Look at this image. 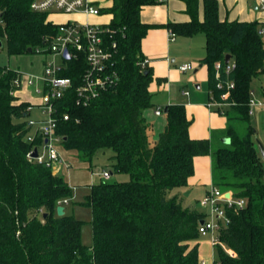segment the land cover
I'll list each match as a JSON object with an SVG mask.
<instances>
[{"label":"trees","instance_id":"obj_1","mask_svg":"<svg viewBox=\"0 0 264 264\" xmlns=\"http://www.w3.org/2000/svg\"><path fill=\"white\" fill-rule=\"evenodd\" d=\"M32 1L0 0V49L8 55L29 53L28 48L34 53L56 31L57 23L47 19V12L32 10ZM164 1L112 0L104 9L111 14L105 38L116 43L117 80L98 98L85 105L75 102L82 54L81 64L67 60L61 72L72 79L57 109L58 117L69 115L56 130L63 148L76 150L86 161L108 149L112 173L128 175L87 186L79 203L91 211L90 246L81 240L82 220L56 213L59 200L72 199L73 187L60 172L27 157L33 145L24 139L29 103L10 94L15 72L0 65V264H199L198 244L191 242L201 237L198 225L205 210L195 203L183 205L180 193H174L187 186L197 155L211 157L213 186L245 199L242 208L227 210L230 222L219 233L218 264H264V164L248 112L250 83L264 73V34L259 32L264 20H220L217 0H203L199 21L197 0H185L191 20L166 26L175 35L204 34L201 62L208 70L209 99L221 101L218 79L234 82L223 112L222 133L229 141L191 138V121L181 103L167 106L166 123L151 141L152 125L143 112L153 106L152 72L138 64L141 39L151 25L141 22L140 12ZM226 54L235 63L229 74L223 70Z\"/></svg>","mask_w":264,"mask_h":264},{"label":"built area","instance_id":"obj_2","mask_svg":"<svg viewBox=\"0 0 264 264\" xmlns=\"http://www.w3.org/2000/svg\"><path fill=\"white\" fill-rule=\"evenodd\" d=\"M264 10V0H255ZM31 9L35 11L49 13H85L96 15L100 13V8L94 5L90 0H33ZM55 33L50 37L44 48H35L34 53L44 56L42 71L37 74H28L23 71L10 68L15 72L11 79L10 94L18 98L19 90L33 87L34 101H29L27 109H38L40 117L35 118L31 115L26 120V127L29 129L25 135V141L33 143L27 153V157L38 164H43L53 171L69 169L71 163L61 155V135L56 130L59 120H67L68 113L64 112L61 117L57 115L58 102L65 96L66 92L72 86V79L62 76L61 72L68 66L67 60L73 59L75 65L81 64L79 59L82 54V72L80 74V84L74 89V98L76 104H88L95 98H98L102 92L112 88L116 84L117 75L113 70V57L115 54L116 43L106 40L110 32L107 25L80 23L76 21H67L57 23ZM264 34V27L259 30ZM175 33L169 31V39L173 40ZM67 50L68 57H65L64 51ZM148 60L142 58L138 61L143 69L147 67ZM235 67V63L229 59L223 67L225 74H229ZM192 68L190 62L182 63L178 66L181 72H186ZM215 76L220 73L221 63H214ZM216 87L222 89L220 94L221 101L210 99L207 102L209 108H213L220 114H223L226 106L229 105L227 98L230 90L234 87L231 79H218ZM187 93V92H186ZM256 107H264V101L254 95L251 90L248 101V112L251 113ZM263 109V108H262ZM155 115L163 113L161 108H156ZM37 149V155L32 157L30 154L33 149ZM102 177L107 179L110 172L103 171ZM69 202L68 199H62L57 202L58 205H64ZM198 204L205 210L206 217L198 225L200 236L209 235L211 245L216 248L221 244L219 233L222 227L230 222L227 210L242 208L245 205V199L234 197L230 191H222L216 186L202 196ZM227 253H230L226 249ZM214 260L209 261L199 259V264H213ZM218 264V261L215 263Z\"/></svg>","mask_w":264,"mask_h":264},{"label":"crops","instance_id":"obj_3","mask_svg":"<svg viewBox=\"0 0 264 264\" xmlns=\"http://www.w3.org/2000/svg\"><path fill=\"white\" fill-rule=\"evenodd\" d=\"M90 1L100 8L99 14L53 12L49 16L51 18H58L54 20L51 18L47 19L54 23L76 21L100 25L107 24L111 19V14L105 12L104 9L111 6L112 0ZM217 3V13L220 20H264V10L255 0H217ZM186 7L185 0H165L162 3L145 5L140 12L141 22L151 25L141 39L140 54L142 58L148 60L147 67L152 72L149 90L152 94L151 101L153 106L146 109L143 115L146 121L152 125L153 141L156 140L158 133L166 123L164 113L155 115V109L161 108L163 110L165 106L174 103H181L185 107L187 118L191 121L188 128V133L191 138L211 139L217 132H222L226 126V117L207 106V102L210 100L207 83L208 70L206 64L201 62V59L206 53V51H203L205 49L204 34L197 33L193 36L175 35L173 40L169 39L170 29L166 26L167 22H187L191 20L190 15L186 11ZM100 15L108 17L102 19ZM196 15L199 21L203 19V0H197ZM197 40H200V43H197ZM198 44L202 45L201 47L203 48H199ZM185 62L196 65V68L192 69L191 73H187V71L181 72L178 66ZM43 64L44 60L42 59V64L39 63V69L29 72V74H39L42 71ZM184 84H187L189 88L183 89ZM30 93L32 92L29 91V88H22L18 92L19 100L28 103L29 101H34V96L31 97ZM21 94L27 98H21ZM38 117H40V113L35 116V118ZM60 151L62 157L69 160L72 167V159L63 153H68L72 150L61 148ZM64 170L67 169L64 168L59 171L61 175ZM112 174L114 173L110 175ZM114 175L116 176V173ZM102 180H108V178H103ZM121 180H125V178L119 177L115 181ZM90 184L85 183L87 186ZM69 185L72 187L75 186L72 184ZM211 186H213L211 157L209 155H197L193 158V174L189 178L187 186L175 190L174 193H180V198H183V205L194 203L191 201V198H196L195 204L199 209H202L198 201L211 189ZM186 192L187 195H184ZM63 207L64 212H67L66 206ZM191 243L198 244L199 259L209 261V257H213L214 253H216V248L211 245L207 238L200 237L196 242L193 241Z\"/></svg>","mask_w":264,"mask_h":264},{"label":"rangeland","instance_id":"obj_4","mask_svg":"<svg viewBox=\"0 0 264 264\" xmlns=\"http://www.w3.org/2000/svg\"><path fill=\"white\" fill-rule=\"evenodd\" d=\"M49 14L51 13L47 12V18H51ZM104 15H100L102 19H106L108 17ZM57 18L58 17H54L51 19L54 20ZM197 43H200V40H197ZM201 46L202 45L198 44L199 48H203ZM203 51L205 52V49ZM42 59L44 60L46 58H44V56L37 53L29 52L21 55H8L4 47L0 49V65H5L13 69L23 71L25 73L28 72V74L29 72H33L39 69V63L42 64ZM194 68H196V65H192V68L188 70L189 72L187 71V73H191L192 69ZM250 84H251V88L255 92L254 95H256L258 98L264 101V73H260L258 76L254 77ZM183 87H184L183 89L189 88L187 84H184ZM29 91L33 93L34 92L33 87H29ZM32 93H30L31 97L34 96ZM20 97L27 98L23 94H21ZM38 113H40L38 112V109L33 108V110L31 111V116L35 117ZM249 120L255 130V133L253 135V140L255 141L256 144L257 142H260L264 147V107L254 108V110L251 113H249ZM152 135L153 132L151 128V132H150L151 141H153ZM215 136L216 138H219L221 142H223L222 138L224 136L222 132H217ZM63 153L65 156H68L70 159H72L73 165L70 169L64 170L62 172V176L67 183L75 185L73 187L72 199L69 201L68 204H64V205H66L67 212L73 214L76 218L83 221L81 225V240L83 244L90 246L92 244V226L90 223L91 211L90 208L80 204L79 202L83 200V194L87 191V185H85V183H91V184L98 183L101 181V179H103L102 177L103 171L112 172V165L109 159L111 155V151L108 149L99 150L92 156L91 160H87V161L81 159L76 150L69 151L68 153L67 152H63ZM258 153L261 159L263 160V164H264V157L261 155L259 149H258ZM119 177L125 178V180L128 179V175L126 174H121L120 176L119 174H116V176L112 174L110 175L108 180L115 181L118 180ZM263 181H264V175H263ZM195 199L196 198H191V201L196 203ZM203 238L209 239V235L207 234L203 236ZM223 247L225 250L227 249L226 246ZM211 259L214 260L213 264H215L217 262V254L214 253L213 257L211 258L209 257V260Z\"/></svg>","mask_w":264,"mask_h":264},{"label":"water","instance_id":"obj_5","mask_svg":"<svg viewBox=\"0 0 264 264\" xmlns=\"http://www.w3.org/2000/svg\"><path fill=\"white\" fill-rule=\"evenodd\" d=\"M27 51H28V52H31V49L28 48ZM64 55H65V57H68V52H67V50L64 51ZM230 58H231V56H230L229 54H226V55H225V63H227V62L229 61ZM146 72H147V71H144V73H146ZM166 110H167V106L164 107L163 112H166ZM222 140H223V142H225V143H227V142L229 141L228 138H223ZM256 145H257V148L259 149V151L261 152V155L264 157V147H263V145H262L260 142H257ZM30 155H31L32 157H35V156L37 155V149L34 148L33 151H32V153H31ZM111 173H112V172H110V174H111ZM184 195H187V192H186ZM56 213H57V215H62V214L64 213V207H63L62 205H58V206L56 207ZM43 217H45V214L43 215ZM202 222H203V220H200V223H202Z\"/></svg>","mask_w":264,"mask_h":264}]
</instances>
